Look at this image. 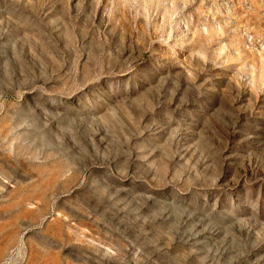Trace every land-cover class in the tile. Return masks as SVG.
Returning a JSON list of instances; mask_svg holds the SVG:
<instances>
[{"label": "rangeland", "instance_id": "374dc122", "mask_svg": "<svg viewBox=\"0 0 264 264\" xmlns=\"http://www.w3.org/2000/svg\"><path fill=\"white\" fill-rule=\"evenodd\" d=\"M0 264H264V0H0Z\"/></svg>", "mask_w": 264, "mask_h": 264}, {"label": "built area", "instance_id": "2783aa9c", "mask_svg": "<svg viewBox=\"0 0 264 264\" xmlns=\"http://www.w3.org/2000/svg\"><path fill=\"white\" fill-rule=\"evenodd\" d=\"M256 45V44H255Z\"/></svg>", "mask_w": 264, "mask_h": 264}]
</instances>
